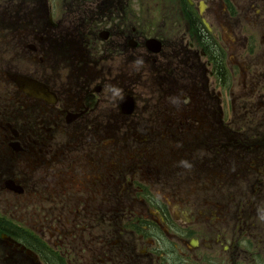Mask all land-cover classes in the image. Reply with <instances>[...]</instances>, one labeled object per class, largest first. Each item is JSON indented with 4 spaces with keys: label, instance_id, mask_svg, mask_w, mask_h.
<instances>
[{
    "label": "flooded vegetation",
    "instance_id": "af4514ba",
    "mask_svg": "<svg viewBox=\"0 0 264 264\" xmlns=\"http://www.w3.org/2000/svg\"><path fill=\"white\" fill-rule=\"evenodd\" d=\"M262 125L264 0H0V264H264Z\"/></svg>",
    "mask_w": 264,
    "mask_h": 264
},
{
    "label": "clouds",
    "instance_id": "9594fccd",
    "mask_svg": "<svg viewBox=\"0 0 264 264\" xmlns=\"http://www.w3.org/2000/svg\"><path fill=\"white\" fill-rule=\"evenodd\" d=\"M143 64H144V61H143L142 57L138 58L134 61V66L136 67L137 71H139L140 68L143 67ZM106 88L108 91L111 92V99L112 100H116V99L122 100L124 98L122 90L119 89L118 87L113 86V85H107ZM168 99H169V102L171 104H173L174 106L179 107L181 105V99H180L179 95L174 96V97H169ZM180 164L186 168H189V169L192 166L188 161H180ZM262 219H264V218H262Z\"/></svg>",
    "mask_w": 264,
    "mask_h": 264
},
{
    "label": "rangeland",
    "instance_id": "374dc122",
    "mask_svg": "<svg viewBox=\"0 0 264 264\" xmlns=\"http://www.w3.org/2000/svg\"><path fill=\"white\" fill-rule=\"evenodd\" d=\"M257 63H261V60H258V62ZM223 66H224V68L223 69H226L227 68V61L226 60H223ZM242 83V82H241ZM165 105V104H164ZM262 127H264V125H262ZM253 129L255 130L256 129V127H253ZM252 129V130H253ZM249 130H251V129H249ZM209 131V132H208ZM207 131V135L205 136L206 137V143H208V142H210V143H212L214 140H216V139H218V137L216 138V139H214V137H212V136H214V131H210V130H208ZM260 131L262 132V131H264V128L263 129H260ZM261 137H264V133L262 132V135H261ZM207 138H209V141L207 140ZM223 141V140H222ZM205 147H207V146H205ZM203 148V150H201L200 151V154H201V156H203V155H205V158L206 157H208V158H210V155H211V149H208V148ZM191 152V151H190ZM209 179V178H208Z\"/></svg>",
    "mask_w": 264,
    "mask_h": 264
}]
</instances>
